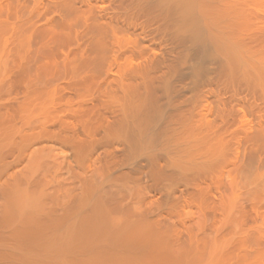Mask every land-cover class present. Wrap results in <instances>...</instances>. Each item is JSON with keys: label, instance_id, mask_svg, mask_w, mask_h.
Segmentation results:
<instances>
[{"label": "bare ground", "instance_id": "bare-ground-1", "mask_svg": "<svg viewBox=\"0 0 264 264\" xmlns=\"http://www.w3.org/2000/svg\"><path fill=\"white\" fill-rule=\"evenodd\" d=\"M191 1L205 18H202L205 27L200 30L204 29L207 33L202 31L204 36L201 37L199 28L195 32L189 27L185 28L193 31L195 36L190 37H195L197 45L204 49H208L206 46L210 42L216 46L225 62V76L229 77L230 87H241L245 95L253 97V100L255 97L264 99V16L261 11L263 17L254 18L253 15L259 13H256V9L252 13L260 0ZM176 2L0 1V264L262 263V252L256 250L248 255L242 250L245 240L239 237L236 239V249L228 250L227 247L228 251L225 252L218 250L219 247H216L218 251L213 252L214 244L213 248H209L212 252H206L208 246H204L205 240L202 238L204 242L199 243L190 235L175 249V241L171 237L173 233L166 232L167 225L164 227L160 222L163 217L145 207L143 197L137 199L135 196L139 194H136L135 186L139 187L142 173L147 162H150L152 167L148 174L152 186L159 187L157 189L162 197L166 195L168 198L164 197L167 199L165 207L168 208L163 209L169 214H179L175 204H180L184 197L181 195L180 200L178 196L173 199L174 181L167 176L170 178L166 177V183L171 180V184L162 185V180L166 178L164 174L161 175V166L157 164L159 154L156 153L164 150L168 155H174L172 166L177 172L180 171L177 179L183 180V184L189 182L186 183L188 186L185 184L186 189L180 190V194L187 192L199 202V211L203 215L212 214L216 219L220 216L221 222H226L228 230H232L229 202L227 208L223 196L213 204L214 197L210 204L202 193V187H196L199 185L196 182L192 184L194 181L190 175L194 177L202 172L220 169L219 162L222 158H229L228 148H232V145L227 147V139L232 136L227 138L225 134L235 120L237 124L238 120H242L234 112L237 103L233 104V99L230 107L227 105L226 109V105L223 106L224 112L220 107L222 114L218 112L220 119L218 122L214 119L216 123L213 119H207L209 114L204 110L207 117L203 119V113L198 112V115L202 114V119L193 123L191 114L196 112H191L188 105H183V109L184 101L179 103L178 106L182 107H178L179 110L173 112L168 108L172 97L167 98L170 95L166 94L167 78L176 68L177 63L173 62L177 56L173 51L166 56L158 55L155 51L157 39L152 41L157 35L152 34L157 32L159 36V33H164L171 38V34L175 33L177 20L181 19L169 5L177 8L179 5ZM184 4L187 5V0ZM190 15L192 18L193 14ZM188 19L184 17L182 20L186 24L189 23ZM150 23L154 25L152 32L148 29L152 25ZM206 34L207 38H204ZM203 38L207 39V43L203 42ZM170 46L175 45L172 43ZM156 90L167 96L162 104L155 102L162 96L158 98ZM233 95L235 101L241 97L237 91ZM187 97L189 99L190 96ZM226 100L222 105L227 103ZM167 108L172 112L169 113ZM249 121L245 123L247 127L244 130H239L243 128L241 126L237 128L242 135L244 133L245 137L240 138L246 139L248 150L242 153V159L236 153L232 169L236 178L241 177L238 182L247 186L253 195L259 190L262 193L264 187V161L260 158L261 155L264 158V120H257L256 123ZM237 129L233 130L240 134ZM98 162H102V166L98 167L101 168V176L96 180L97 166H100ZM182 212L183 216L187 214L189 218L190 212ZM215 252L218 254L215 255Z\"/></svg>", "mask_w": 264, "mask_h": 264}, {"label": "rangeland", "instance_id": "rangeland-1", "mask_svg": "<svg viewBox=\"0 0 264 264\" xmlns=\"http://www.w3.org/2000/svg\"><path fill=\"white\" fill-rule=\"evenodd\" d=\"M0 1H2V0H0ZM257 1V0H256ZM176 3H178V10H177V8H176V6L175 7H173V5L171 4V5H169L170 7H172L171 8V10H174V12H175V14H176V16L177 15H179V16H177V17H179L181 20V22L179 21V20H177L176 22H177V25L178 26H176L175 25V27H176V31H177V34H176V31H175V33L173 32V35L175 36H173L172 34H171V38H169V37H166L165 36V34H164V36H163V34L162 33H159V36H158V34H157V32H155L154 34H152V35H157V36H155L153 39H152V41L154 42L156 39V41H155V51H157V54L158 55H163V54H165V56H166V54H168V53H171V51H173V54L175 53L176 54V56H177V58L175 57V62H173V63H177V65H175L174 67H176V68H174L173 70L172 69H170V70H172L173 72L172 73H170L169 74V76L168 77H170V78H167V89H166V94L168 95V94H170V95H168V97L166 96V94H161V92H160V90L158 91V90H156V92H155V94L158 96V98H159V95H162L161 97L162 98H164V99H162L161 97L158 99L157 97V99L158 100H156L155 102H157L158 104H162L163 102H164V100H165V96L168 98V100L170 99V97L169 96H171L172 98L170 99V101H172V102H170L169 101V104H168V108L169 109H171L173 112L175 111V109L176 110H179L178 109V105H179V103L181 104V102L182 101H184L183 103L184 104H182V107H183V105L184 106H186V105H188L187 106V108L188 109H192V111L191 112H196V113H192L191 114V118L194 120H192V122L193 123H196V121H199L200 119H202V114L200 115V113H203V110H204V112H206L207 114H209V115H207L206 113H205V115H204V113H203V119L204 118H206L207 116L209 117V118H207V119H213V121H215L214 119H216V121L218 122L219 120L218 119H220V117H219V114H220V112L222 111V109H224L222 112H224L225 111V108L227 109V107L229 106L230 107V105H231V103H233V101H234V103L233 104H235L236 105V103H237V106H236V108H235V105L233 106V110H234V108H235V113H236V115H238V117L242 120V122L245 120V119H247V121H245V122H241V121H239L238 120V124L236 123L237 122V120H235V123L237 124V127H236V124L234 123L233 125H232V127H233V129H239V128H241V127H243V128H241V129H239V130H244V128L245 127H247V125L246 124H248V121L250 120V121H254V122H250L249 121V123H256L257 122V120H258V122H260V121H262V120H264V99H262V98H258L257 99V97H255L254 98V100L252 99L253 97H250V96H246L245 94H246V92L244 93L243 91H242V89H241V87H239L240 89H238V88H236L235 87V85H232L231 87H230V85H231V83H230V80H229V82H228V79H229V77L228 76H225L226 74V66H225V62L224 61H222L223 59H222V57H221V55H220V53L218 52V50L216 49V46L214 45V44H211V42L210 43H207L206 42V40L207 39H204V38H207V34H206V37H204L203 39V42L205 43H207L209 46H206L208 49H206V51H205V49H204V47L203 46H201L200 44H198L197 45V41H196V38L195 37H193L194 39H192V37H190V36H195L194 35V33H192L193 31H191V30H194V32H195V30L196 29H198L199 28V30L201 29V27H203L204 26V24L205 23H203L204 21H203V19H205V18H203L200 14H199V12H198V8H197V5L195 4V3H193L191 0H187V5L186 4H184V3H186V0H181V2H179L178 0H177V2ZM260 3V4H259ZM259 3L256 5V7L257 6H259V7H253V10H252V13H254L253 11L255 10L256 11V13H258V11H259V13L258 14H254L253 16H255L254 18H258V16H260L261 14V11H262V14H263V16H264V12H263V10H264V0H260L259 1ZM263 4V5H262ZM190 5V6H189ZM262 6V8H261V6ZM168 6V7H169ZM167 7V6H166ZM167 7V8H168ZM169 7V8H170ZM262 10H261V9ZM177 11H176V10ZM170 10V9H169ZM187 10H189V12L191 13V14H193V19L192 18H190L189 16H191L190 15V13L189 14H187ZM184 13H186V14H184ZM186 15V16H184V15ZM189 15V16H188ZM262 16V15H261ZM262 16V17H263ZM184 17L186 18V19H188V18H190V19H188V21H189V23L187 22V20H186V24L184 23L185 22V20L183 21L182 19H184ZM195 17H197V18H195ZM262 17H260V18H262ZM178 18V19H179ZM195 18V19H194ZM203 18V19H202ZM259 18V19H260ZM177 19V18H176ZM258 19V20H259ZM193 22H192V21ZM196 20V21H195ZM198 20V21H197ZM192 22V23H191ZM198 24H197V23ZM150 24H152L151 26L150 25H148V26H150L149 28H148V26H146L148 29H150V31H151V29L154 27V25H153V23H150ZM184 24L186 25V26H184ZM192 24V25H191ZM200 24V25H199ZM189 25V26H188ZM192 28H191V27ZM188 27L191 29V30H187L188 29ZM205 27V26H204ZM203 27V28H204ZM146 28V29H147ZM185 28H187V29H185ZM206 29V28H205ZM198 30V31H199ZM163 31H164V29H163ZM201 31V37H203L204 35H203V33H207V31L206 32H204V29H202V30H200ZM202 31H203V33H202ZM152 32V31H151ZM167 32V31H166ZM187 32H189V33H187ZM181 33V34H180ZM177 35H179V36H177ZM203 35V36H202ZM164 39H163V38ZM167 39H166V38ZM172 37H174L175 38V41L173 40L174 38H172ZM178 37V38H177ZM184 37H186V38H184ZM158 38H161V39H158ZM191 38V39H190ZM198 38V37H197ZM170 39V40H169ZM172 39V40H171ZM177 39V40H176ZM169 40V41H168ZM188 40V41H187ZM198 40V39H197ZM160 41V42H159ZM199 41V40H198ZM158 42V43H157ZM168 44H167V43ZM182 42V43H181ZM172 43H173V45H175L176 46V50H175V46H170V45H172ZM157 44V45H156ZM161 44V45H160ZM193 44H195L196 46H193ZM206 44V45H207ZM201 47H200V46ZM211 45H213V46H211ZM161 46V47H160ZM178 46V47H177ZM188 46H192V47H188ZM198 46H199V49H198ZM215 46V47H214ZM170 47V48H169ZM182 47V48H181ZM196 48V51H195V48ZM203 47V48H202ZM211 47H213V49L211 48V50H210V48ZM165 48V49H164ZM190 48V49H189ZM194 48V49H193ZM170 49V50H169ZM180 49V50H179ZM170 52H169V51ZM188 50V51H187ZM198 50V51H197ZM210 50V51H209ZM178 51H180V52H178ZM215 51H216V53H215ZM166 52V53H165ZM188 52H192V53H188ZM203 52V53H202ZM208 52V53H207ZM215 53V54H214ZM182 54V55H181ZM192 54V55H191ZM195 54V55H194ZM200 55V56H199ZM220 57H219V56ZM164 56V55H163ZM189 56V57H188ZM191 56L193 57V58H191ZM200 57V58H199ZM207 57V58H206ZM220 58H221V60H220ZM201 59V60H200ZM216 59H219V60H216ZM181 60H183V61H181ZM215 60V61H214ZM221 62V63H220ZM224 62V63H223ZM219 63L220 64H223L222 65V67L219 65ZM181 64V65H180ZM220 66V68H219V66ZM190 68H189V67ZM224 67V68H223ZM215 68H217V69H215ZM226 68V69H225ZM176 70V71H175ZM181 73V74H180ZM172 74V75H171ZM220 74V75H219ZM176 76V77H175ZM209 77V78H208ZM216 78V79H215ZM178 80V81H177ZM208 80V81H207ZM191 83H189V82ZM175 84H174V83ZM195 82V83H194ZM213 82V83H212ZM177 83V84H176ZM189 83V84H188ZM170 85V86H169ZM177 86V87H176ZM185 86V87H184ZM234 86V87H233ZM169 87V88H168ZM203 88V89H202ZM209 88V89H208ZM211 88V89H210ZM232 88H235V89H233L232 91H231V89ZM237 89V90H236ZM169 90V91H168ZM204 90V91H203ZM207 90V91H206ZM239 90V91H238ZM168 91V92H167ZM214 91V92H213ZM236 91H237V93H241V97H240V99L238 100V101H235L234 100V95L233 94H236ZM206 92V93H205ZM221 92V93H220ZM244 93V94H243ZM154 94V96H156ZM200 94V95H199ZM206 94H207V96H206ZM209 94V95H208ZM220 94H222V95H220ZM190 96L189 97V99H188V97L187 96ZM221 97H220V96ZM187 97V100H189V102H187L186 103V101H185V98ZM202 97V98H201ZM218 97V98H217ZM219 97H220V99H219ZM243 97H244V99H243ZM222 98V99H221ZM228 98V99H227ZM231 98V99H230ZM184 99V100H183ZM203 99V100H202ZM226 100L227 101V103H224V105H222V103H223V100ZM230 99V100H229ZM233 99V101H231ZM246 99V100H245ZM261 101H260V100ZM177 100V101H176ZM181 100V101H180ZM202 100V101H201ZM214 100V101H213ZM218 100H220L221 102H219ZM229 100V101H228ZM263 100V101H262ZM166 101V100H165ZM205 101V102H204ZM207 101H209V102H207ZM198 102V103H197ZM219 102V103H218ZM225 102V101H224ZM231 102V103H230ZM236 102V103H235ZM254 102V103H253ZM172 103V104H171ZM192 103V104H191ZM177 104V105H176ZM198 104V105H197ZM221 104V105H220ZM232 104V105H233ZM254 104V105H253ZM174 107H173V106ZM193 105V106H192ZM207 105V107H205ZM219 105V106H218ZM226 105V106H225ZM228 105V106H227ZM249 105H252V106H250L249 107ZM257 105H258V107H257ZM263 105V106H262ZM223 106H225V108L223 107ZM177 107V108H176ZM182 107H179V108H182ZM190 107V108H189ZM200 107V108H199ZM220 107H222V109H220ZM238 107V108H237ZM167 108V110H169ZM217 108V109H216ZM220 109V111H219V109ZM239 108L241 109V110H239ZM251 108V109H250ZM183 109H184V107H183ZM182 109V110H183ZM185 109H186V107H185ZM253 109V110H252ZM256 109V110H255ZM260 109V110H259ZM171 110H169L168 112L170 113V112H172ZM201 110H202V112H201ZM217 110V111H216ZM238 111V112H237ZM246 111V112H245ZM260 111V112H259ZM177 112V111H176ZM198 112H200L199 113V115L197 114ZM218 112H219V114H218ZM243 114H242V113ZM248 112V113H247ZM257 112H259V113H257ZM239 113V114H238ZM196 114H197V116H196ZM222 114V113H221ZM220 114V115H221ZM245 114H247V115H245ZM250 114V115H249ZM254 114V115H253ZM258 114V115H257ZM207 115V116H206ZM240 115V116H239ZM200 116V117H199ZM206 116V117H205ZM245 116V117H244ZM263 116V117H262ZM237 116H236V119L238 118ZM252 117V118H251ZM254 117V118H253ZM200 118V119H199ZM197 119V120H196ZM244 119V120H243ZM249 119V120H248ZM216 121H215V123H216ZM239 122H241V123H239ZM246 123V124H245ZM243 124H245V126L243 125ZM243 125V126H242ZM239 126V127H238ZM241 126V127H240ZM232 127H231V129H229V132H227L226 134H225V136H227V138L229 137H231V139H227V140H231L230 142L228 141V143L230 144H228L227 143V140L224 138V140H226L225 142L227 143V147H231V145H232V148H228L230 151H229V158H222V160L219 162V166L218 167H220V169L218 168H216L217 170H213V171H206L205 173L204 172H202V174H203V176H202V174L200 173V171H197V173H200V174H198V176H197V174H196V172H195V174L196 175H194V172L192 173L191 172V174H193L194 175V177L192 176V175H190L191 176V178H192V181H194V182H192V184H194L195 182H196V185L197 184H199V185H197L196 187H198V186H200V187H202L201 189L202 190H204L205 191V193L207 194H205L204 193V191H202V193H203V195L206 197V199H207V201L208 202H210V204H211V202H212V200H213V198H214V200H213V204H214V202H216V201H218L219 200V198H222L223 196V201H225V204L227 205L226 207L228 208V206L230 207V208H228V209H230V213H231V218H232V223L230 224V226H231V228H232V230H228V227H229V225L226 223V222H221L222 220H221V217L220 216H217L218 218L216 219V217H214L212 214H204L203 215V213H202V211H199L200 210V205L195 201V200H193L189 195H188V193L187 192H183V193H181L180 194V190H182L183 191V189H186V185L187 184H189V182L187 183L186 182V180H188V175L186 176L187 177V179L185 180L184 179V181L187 183H185V184H183L182 183V181L180 180V178H178L177 179V177H179L180 175V171L179 172H177L178 170H176L175 169V167L174 166H172L173 164H174V162H172V161H175V159H174V155H168V152H163V151H161V150H159V152L158 153H156L157 155H158V162H157V157L154 159V162L156 163L157 162V164L158 165H160L161 166V175H163L164 174V177L166 178L167 176H170L172 179L171 180H173L174 182H172L171 180H168L169 182L171 181L172 182V184H173V188H174V190H175V195H172V197H173V199H176L175 197H179L178 199L180 200V197H181V195L185 198H182L180 201L183 203H181L180 201V204H181V206H180V204H175V206H177L178 208H176L175 210H177L176 212H178L179 211V214L178 213H171V214H169V213H166L167 212V210L165 209L166 207H165V205H167V203H166V201H167V197H166V195L164 196L163 195V197H162V193L160 192V191H158V189L157 188H159V187H157V188H153V186H152V183H151V180H150V177H149V174H148V171H149V168L150 167H152L151 166V164H150V162H147V166H146V168H145V172L143 171V173H142V178H141V182H140V185H139V187H136L135 186V188L137 189L136 190V194H138V192H139V194L138 195H135L136 196V198L137 199H139V198H142L143 197V199L145 200V203H144V205H145V207L147 206V208H149L150 209V211L151 212H154L155 214H158V216H161V217H163V220L161 219L160 220V222H162L161 224H162V226L164 225V227H166V225H167V229L168 230H166V232H168V231H170V233L172 234H170L171 235V237H172V240L173 241H175V242H173V247L176 249L177 248V246L179 245L180 246V243H183V241L185 242L186 240H187V238H189V235H190V237H192V238H194V239H197V241H199V243H202V242H204V241H201V239L203 238V240H205V243L207 242V244L205 245V243H204V246L206 247V246H208V247H206L205 249H206V252L207 251H213L214 252V250L215 251H218V250H220V251H222V252H225V251H228V250H231V249H236V241L239 239V238H242V239H244L245 240V245H244V247L242 248V250L244 251V252H246L248 255H252L256 250H259V251H261L262 253L260 254L262 257H260V260H261V262L264 264V250H263V248H264V226H263V224H264V213H262V212H264V198H263V194H264V187H263V191H262V193L260 192V190H259V192L257 191V193L255 194H251L250 193V191L247 189L248 187L247 186H245V185H243V183H241V181L240 182H238L239 180H241L240 178L241 177H238V178H236V176L234 175L235 173H234V170L232 169L233 167V161H235L234 159H235V157L238 155V157L240 158V159H242V156H243V154L242 153H244L245 154V152H247L246 150H248V145H247V142H246V139H244L243 138V140H242V138H240V137H245V135H244V133H243V135H242V132L241 131H239L238 129H237V131H239L240 132V134L238 133V132H236L235 130H233L232 129ZM247 130V129H246ZM230 131H232V132H230ZM236 132V133H235ZM244 132H246V131H244ZM234 133V134H233ZM238 135L237 137H234V135ZM230 135V136H229ZM242 135V136H241ZM237 140H236V139ZM234 139V140H233ZM235 141H236V143H235ZM240 141V142H239ZM246 143H244V142ZM243 143V144H242ZM240 144V145H239ZM233 145H235V146H233ZM242 146V147H241ZM244 146V147H243ZM241 147V148H240ZM239 148V149H238ZM237 149V150H236ZM161 151V152H160ZM231 151H234L235 153H232ZM245 151V152H244ZM236 153H237V155H236ZM165 154V155H164ZM171 154V153H170ZM231 154H232V156H231ZM235 156H234V155ZM240 155H241V157H240ZM167 158H166V157ZM171 156V157H170ZM245 157H246V155H244ZM227 157V156H226ZM231 157V158H230ZM245 157H243L244 159H245ZM170 158V159H169ZM173 158V159H172ZM260 158H261V160H262V162L264 161L263 159V157H262V155L260 156ZM228 159H229V161H228ZM224 160H227V162H225ZM245 160H247V159H245ZM170 161V162H169ZM153 162V161H152ZM160 162V163H159ZM164 162V163H163ZM233 162V163H232ZM101 163L102 162H100V164H99V162H98V164L97 165H100V166H97V176H96V180H99L100 178V176L101 175H99V174H101V168H98V167H101L102 165H101ZM220 163H221V165H220ZM231 163V164H230ZM171 166V167H170ZM224 166V167H223ZM228 166H230V167H228ZM174 167V168H173ZM226 167V168H225ZM171 168V169H170ZM229 170H228V169ZM231 168V169H230ZM171 171H170V170ZM174 169V170H173ZM169 170V171H168ZM224 170V171H223ZM160 171V170H159ZM175 171H176V173H175ZM219 171H221V172H219ZM99 172V173H98ZM170 172H174L173 174H168V173H170ZM223 172V173H222ZM227 172H229L228 174H227ZM231 172V173H230ZM187 174H188V172H186ZM185 173V174H186ZM213 173V174H212ZM215 173H217V174H215ZM225 173V174H224ZM176 174H178V176L176 175ZM189 174H190V172H189ZM205 174V175H204ZM220 174V175H219ZM230 174V175H229ZM233 174V175H232ZM99 175V176H98ZM215 175V176H214ZM197 176V177H196ZM201 176H202V178H201ZM205 176H206V178H205ZM207 176H209V177H207ZM211 176H213V177H211ZM227 176V178H225ZM164 177H163V179H164ZM170 177H167V178H170ZM185 177V178H186ZM196 177V178H195ZM200 177V178H199ZM215 177V178H214ZM217 177V178H216ZM234 177V178H233ZM167 178L166 179H164V180H162V185L164 184H167L166 183V180H167ZM193 178H195V179H193ZM199 178V179H198ZM209 178V179H208ZM237 179V180H234V179ZM190 179V178H189ZM201 179V180H200ZM208 179V180H207ZM220 179V180H219ZM178 180H180V181H178ZM213 180V181H212ZM224 180V181H223ZM226 180V181H225ZM233 180V182H231L230 183V181H232ZM191 181V180H190ZM203 181V182H202ZM205 181V182H204ZM219 181V182H218ZM222 181V183H220ZM234 181H236V182H234ZM169 182H168V184L167 185H169ZM171 182H170V184H171ZM197 182H199V183H197ZM202 182V183H201ZM226 184H225V183ZM228 182V183H227ZM209 183V184H208ZM237 183V184H236ZM240 183H241V185H240ZM202 184H204L203 186H202ZM208 184V185H207ZM234 184V185H233ZM184 185V186H183ZM195 185V184H194ZM214 185V186H213ZM216 185V186H215ZM218 185V186H217ZM221 185V186H220ZM236 185V186H235ZM238 185V186H237ZM240 185V186H239ZM171 186V185H170ZM188 186V185H187ZM193 186V185H192ZM205 186V188H203ZM224 186V187H223ZM230 186V187H229ZM244 188H243V187ZM264 186V185H263ZM133 187V186H132ZM175 187H176V189H175ZM184 187V188H183ZM199 187V188H200ZM217 187V188H216ZM232 187V188H231ZM236 187V189H234ZM237 187H239V188H237ZM208 190H207V189ZM223 188V189H222ZM226 188V189H225ZM246 188V189H245ZM134 189V188H133ZM179 189V190H178ZM222 189V190H221ZM143 190V191H142ZM162 190V189H161ZM218 190V191H217ZM234 190H236V191H234ZM239 192H238V191ZM247 192H245V191ZM145 191V192H144ZM177 191V192H176ZM208 191V192H207ZM224 191V192H223ZM229 191V192H228ZM232 191V192H231ZM248 191H249V193H248ZM130 192H131V190H130ZM162 192H163V190H162ZM201 192V191H200ZM223 192V193H222ZM245 192V194H243ZM253 192V191H252ZM201 193V194H202ZM225 193V194H224ZM229 193V194H228ZM232 193H234V194H232ZM150 194V195H149ZM165 194V193H164ZM211 194V195H210ZM218 194V195H217ZM230 194H232V197H231V195ZM246 194H248V195H246ZM250 194V195H249ZM142 195V196H141ZM180 195V196H179ZM189 196V197H187V196ZM210 195V196H209ZM222 195V196H221ZM228 195V196H227ZM235 195V196H234ZM243 197H242V196ZM245 195V196H244ZM259 195V196H258ZM261 195H262V197H261ZM186 196V197H185ZM238 196V197H237ZM239 196H240V198H239ZM256 196H258V197H256ZM149 197V198H148ZM164 197H166L165 199H164ZM236 199H235V198ZM242 197V198H241ZM248 197H249V199H252V200H249L248 199ZM255 197V198H254ZM190 198V199H189ZM226 198V199H225ZM262 198V199H261ZM147 199V200H146ZM177 199V200H178ZM192 199V200H191ZM166 200V201H165ZM185 200V201H184ZM188 202H187V201ZM190 200V201H189ZM216 200V201H215ZM233 200V201H232ZM239 200V201H238ZM242 200V201H241ZM164 201H165V203H164ZM173 201V200H172ZM235 201V202H234ZM240 201H241V203H240ZM247 201V202H246ZM251 201V202H250ZM255 201V202H254ZM176 202H178V201H176ZM175 201H174V203H176ZM178 202V203H179ZM185 202V203H184ZM190 202V203H189ZM227 202H229V205H228V203ZM147 203V204H146ZM151 203H152V205H151ZM164 203V204H163ZM193 204V206H192V204ZM234 203V204H233ZM247 203V204H246ZM249 203H251V205L249 204ZM253 203H254V205H253ZM256 203H258V204H256ZM161 204H163V205H161ZM184 204H187L188 205V207H187V205H184ZM239 204V205H238ZM241 204H242V206H241ZM255 204H256V206H255ZM261 204V205H260ZM148 205H150V206H148ZM199 205V206H198ZM246 205V206H245ZM185 206V207H184ZM252 206V207H251ZM259 206V207H258ZM153 208V209H151V208ZM163 207H165L164 209H163ZM184 207V209H182ZM191 207V210L189 211L188 210V208H190ZM247 207V208H246ZM254 207V208H253ZM261 207V208H260ZM159 208L161 209V211H158L159 210ZM168 208V207H167ZM181 208V209H180ZM187 208V209H186ZM242 208H244V209H242ZM149 209H147V210H149ZM198 209V210H197ZM240 209H242V211L243 212H241V210ZM253 209V210H252ZM258 209V210H257ZM262 209V210H261ZM152 210H155V211H152ZM182 210L183 211H188V212H190L189 213V218H187L186 216H187V214H186V216H183L182 214H183V212H182ZM195 210V211H194ZM252 210V211H251ZM192 211V212H191ZM260 211H262V212H260ZM195 212V213H194ZM252 212V213H251ZM257 212V213H256ZM198 213V214H197ZM240 213V214H239ZM236 214H238V215H236ZM242 214V215H241ZM248 214V215H247ZM201 216V218H200V216ZM246 216V218H245V216ZM252 215V216H251ZM258 215V216H257ZM195 216V217H194ZM211 216V217H210ZM212 216H213V218H212ZM239 216V217H238ZM161 217H158L159 219L161 218ZM183 217L185 218V220H183L182 221V219H183ZM209 217V218H208ZM220 217V218H219ZM248 217V218H247ZM250 217V218H249ZM259 217H261V218H259ZM181 218V219H180ZM187 218V219H186ZM197 218V219H196ZM234 218H235V220H234ZM172 219V220H171ZM201 219V220H200ZM211 219H214L215 220V222H214V220H211ZM220 219V220H219ZM236 219H237V221H236ZM255 219V220H254ZM261 219H263V220H261ZM181 220V221H180ZM190 220V221H189ZM197 220H198V223L197 224H195L196 222H197ZM211 220V221H210ZM238 220H240V221H238ZM247 220V221H246ZM166 221V222H165ZM171 221V222H170ZM176 221V222H175ZM186 221V222H185ZM195 221V223H193ZM218 221H219V224H218ZM248 221H249V223H248ZM255 221V222H254ZM165 222V223H164ZM214 222V223H213ZM217 222V223H216ZM240 224H239V223ZM243 222V223H242ZM261 222V223H260ZM201 223H203V224H201ZM242 223V224H241ZM166 224V225H165ZM187 224V225H186ZM213 224H215V225H213ZM227 224V225H226ZM239 224V225H238ZM250 224H251V226H250ZM258 224V225H257ZM259 224H261V225H259ZM193 225H194V227H193ZM241 225V226H240ZM169 226V227H168ZM198 226H200V227H198ZM226 226H227V228H226ZM244 226V227H243ZM187 227V228H186ZM215 227V228H214ZM241 227V228H240ZM261 227H262V230H261ZM174 228V229H173ZM203 228V229H202ZM213 228V229H212ZM221 228V229H220ZM226 228V229H225ZM237 228V229H236ZM251 228V229H250ZM254 228H256V229H254ZM259 230H258V229ZM182 229V230H181ZM196 229V230H195ZM215 229V230H214ZM224 229V230H223ZM241 229V230H240ZM202 230V231H201ZM251 232H250V231ZM253 230V231H252ZM197 231H199V232H197ZM204 231H206V232H204ZM208 231V232H207ZM241 231V232H240ZM257 231V232H256ZM178 232V233H177ZM221 232V233H220ZM225 232V233H224ZM228 232V233H227ZM248 232H250V233H248ZM210 233V234H209ZM213 233V234H212ZM220 233V234H219ZM252 233V234H251ZM184 235V236H183ZM211 235V236H210ZM213 235V236H212ZM208 236V237H207ZM222 236V237H221ZM253 236V237H252ZM225 237H227V238H225ZM239 237V238H238ZM247 237V238H246ZM257 237V238H256ZM175 240H174V239ZM183 238V239H182ZM215 238V239H214ZM221 238V239H220ZM225 240H224V239ZM231 238V239H230ZM233 238V239H232ZM200 239V240H199ZM208 239H209V241H208ZM229 239V240H228ZM237 239V240H236ZM257 239V240H256ZM214 240V241H213ZM231 240V241H230ZM232 240H233V242H232ZM235 240V241H234ZM262 240V241H261ZM218 242V244H217V242ZM212 242V243H211ZM221 244H220V243ZM256 242H258V243H256ZM211 243V244H210ZM230 243V244H229ZM251 243V244H250ZM175 244H177V245H175ZM216 245L214 248L212 247V245ZM229 244V245H228ZM246 244H248V245H246ZM213 245V246H214ZM221 245V246H220ZM233 245V246H232ZM256 245V246H255ZM178 246V247H179ZM213 248V249H211V247ZM235 246V247H234ZM248 246V247H247ZM216 247H219V248H221V249H219V248H217L216 249ZM226 247V248H225ZM227 247H228V250H226L227 249ZM234 247V248H233ZM260 247H262V248H260ZM211 250H210V249ZM253 248V249H252ZM255 249V250H254ZM261 249V250H260ZM225 250V251H224ZM211 251V252H212ZM220 251H219V253H220ZM252 251V252H251ZM208 252V254H212V253H209ZM249 252V253H248ZM216 254H218V253H216L215 252V255ZM213 255V254H212ZM261 263V264H262Z\"/></svg>", "mask_w": 264, "mask_h": 264}]
</instances>
